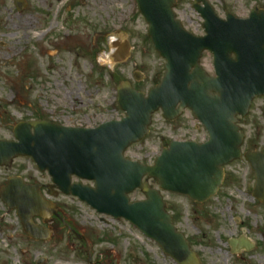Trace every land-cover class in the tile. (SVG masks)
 I'll list each match as a JSON object with an SVG mask.
<instances>
[{
    "label": "rangeland",
    "instance_id": "374dc122",
    "mask_svg": "<svg viewBox=\"0 0 264 264\" xmlns=\"http://www.w3.org/2000/svg\"><path fill=\"white\" fill-rule=\"evenodd\" d=\"M16 1L25 3L22 11H17ZM207 1L222 19L225 12L245 19L256 6L264 10V0ZM191 2L177 0L175 15L187 32L201 37L202 19ZM146 29L135 0H0V140L13 141L17 123L38 117L82 129L121 119L124 114L116 104L118 82L128 81L146 94L163 76L165 63L154 52ZM101 32H107L108 43L113 41V32L122 33L120 41L129 43L131 53L125 63L113 64L110 48L94 59L86 54L101 41L97 37ZM211 60L207 52L200 60L209 75L214 73ZM135 73L140 80L134 79ZM152 119L146 138L124 153L128 161L150 166L173 140H207L204 129L188 112L172 123L162 119L161 113ZM238 126L245 135L243 152L264 148V97L252 101ZM224 171L216 196L203 204L162 194L174 226L189 240L201 264H264V204L252 197L253 172L243 158ZM13 176L29 183L50 182L26 158L14 161L7 170L0 168V187ZM130 199L143 197L137 191ZM49 200L85 237L93 261L175 264L126 221L96 214L70 197ZM52 231L48 241L29 239L14 211L8 212L0 201V264H88L83 243L57 223ZM244 237L251 241V249L233 253L229 242Z\"/></svg>",
    "mask_w": 264,
    "mask_h": 264
},
{
    "label": "water",
    "instance_id": "95a60500",
    "mask_svg": "<svg viewBox=\"0 0 264 264\" xmlns=\"http://www.w3.org/2000/svg\"><path fill=\"white\" fill-rule=\"evenodd\" d=\"M136 4L153 48L165 63L158 86L145 95L128 82L120 83L116 98L124 117L94 130L41 120L18 124L13 131L16 142L0 141V166L7 168L18 157H30L63 195L77 197L114 219L127 220L175 263L200 264L173 226L159 190L203 203L222 184V168L242 156L245 137L237 126L238 117H246L251 101L264 96V11L256 8L245 20L225 13L222 20L206 0H193L205 33L196 37L176 20V0H136ZM204 51L212 56L214 77L200 66ZM119 53L116 62L125 61L126 46ZM185 109L207 131L205 144L173 141L151 167L124 159V151L147 136L154 113L161 110L162 117L172 122ZM243 157L254 172L253 196L264 203V148ZM74 177L92 182L93 187L71 184ZM152 180L159 190L149 186ZM7 181L0 189L1 202L15 210L27 236L48 240L51 233L33 219L58 216L54 205L41 197L39 185H27L20 178ZM135 190L145 199L130 204L128 195ZM87 256L89 261L88 252Z\"/></svg>",
    "mask_w": 264,
    "mask_h": 264
},
{
    "label": "flooded vegetation",
    "instance_id": "af4514ba",
    "mask_svg": "<svg viewBox=\"0 0 264 264\" xmlns=\"http://www.w3.org/2000/svg\"><path fill=\"white\" fill-rule=\"evenodd\" d=\"M96 38V37H95ZM113 43V42H112ZM42 193L45 195V196H49V195H55V196H57V194H56V191H54V190H51V189H49L48 188V186H46L45 185V187L44 188H42ZM60 212H61V210H60ZM62 214H63V212H62ZM56 221H57V219H54L53 220V222H52V228H54V225H55V223H56ZM93 263H95V264H98L99 262L97 261V260H95V261H93Z\"/></svg>",
    "mask_w": 264,
    "mask_h": 264
},
{
    "label": "bare ground",
    "instance_id": "6f19581e",
    "mask_svg": "<svg viewBox=\"0 0 264 264\" xmlns=\"http://www.w3.org/2000/svg\"><path fill=\"white\" fill-rule=\"evenodd\" d=\"M244 239H245L246 243L251 244V241L248 238L244 237Z\"/></svg>",
    "mask_w": 264,
    "mask_h": 264
}]
</instances>
